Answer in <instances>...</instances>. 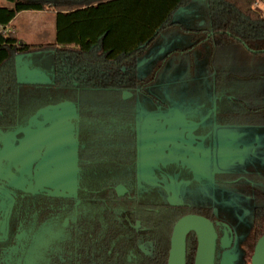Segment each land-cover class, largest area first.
Segmentation results:
<instances>
[{"label":"trees","instance_id":"1","mask_svg":"<svg viewBox=\"0 0 264 264\" xmlns=\"http://www.w3.org/2000/svg\"><path fill=\"white\" fill-rule=\"evenodd\" d=\"M6 1L0 6V133L68 103L76 111L78 165L73 196L14 208L10 239L0 243V264H22L14 254L31 251L27 244L17 249V227L27 234L42 225L54 237L35 248L37 264H166L174 222L190 212L207 216L211 209L170 204L157 187L140 182L136 106L152 110L168 101L158 85L169 77L165 91L176 98L182 77L185 98L207 111L212 102L200 77L210 74L215 125L264 126V16L252 8L253 0ZM28 10L54 14L53 41L24 42L4 30ZM175 38L181 46L149 64L152 47ZM17 56L49 81H18ZM249 179L235 184L253 195L256 206L243 256L232 264H247L264 233V174ZM224 180L216 176L217 184ZM194 249L189 233L186 264H192Z\"/></svg>","mask_w":264,"mask_h":264},{"label":"flooded vegetation","instance_id":"2","mask_svg":"<svg viewBox=\"0 0 264 264\" xmlns=\"http://www.w3.org/2000/svg\"><path fill=\"white\" fill-rule=\"evenodd\" d=\"M206 75H209L212 81V95L208 96L206 91L212 102V107L209 110L203 109L193 99L185 98L184 92L186 89L181 91V88L182 83L186 84L187 88V83L182 77H178L181 85L176 91L178 94L176 98L167 92L168 101H162L152 110L144 109L148 115L153 116L150 123H142V117L138 118V111L136 110L138 146L136 174L141 183L157 187L160 195L170 204L211 209L207 216L194 212L187 214L201 215L212 222L217 235L214 264L215 262L221 264V254L225 251H231L235 235L233 229L225 220L215 219L216 213L212 206L197 202L196 204L189 203L183 198L180 199L182 187L190 190L191 193H196L206 181L207 173L202 174V176L200 171L194 168L196 163L194 156L195 154L199 155L202 151L204 152L212 167L211 179L215 186L223 189V191L231 192L235 196L245 197L249 200V225L244 234L238 239L240 252L235 255L232 262L243 256L244 240L252 223L256 206L253 195L239 190L235 187V184L240 179L250 182L249 175L264 174V171L236 172L230 168L224 169V163H230L237 154L239 147L237 145L238 135L230 128L215 130L217 127L226 126H217L213 121L215 98L213 78L210 74ZM171 80V77H169L167 83ZM180 100L190 103L191 109L180 110L173 107V104ZM69 110L65 111V109L58 108L54 111L48 110L46 113L41 111L36 116L34 123L21 128L13 137H4L5 142L2 141L0 135V243L10 239V219L14 208L18 205L31 200L41 201L44 198L70 197L75 194L78 165L75 138L76 111L74 107H69ZM173 110L179 112L185 120L186 127L174 126L168 123L172 119L173 114L171 112ZM164 118H167V123H164ZM64 130L66 133L63 134ZM65 136L71 138L72 143L69 139L68 142L64 141ZM218 166H221L222 169ZM42 168H45V173H41ZM48 174L57 177L58 182H55V185H52V183L47 184V181L41 178L42 176L46 178ZM217 175L226 176L224 181L227 183L217 184ZM229 201L230 204H233V200L229 199ZM225 232L230 244L227 248H222L220 240ZM189 233H192L195 238L196 249L195 234L190 231L186 236ZM52 235L54 234L49 231V225H42L32 232L29 230L27 234L24 228L17 227L13 233L17 249L27 244V249L31 251L25 252L22 256L14 254V259L21 258L22 264H37L40 257L38 254L34 255L37 253V246L54 237ZM142 249L146 252L148 244H144ZM251 254L252 252L248 257L247 264H249ZM2 257L10 258L11 255H3Z\"/></svg>","mask_w":264,"mask_h":264},{"label":"rangeland","instance_id":"3","mask_svg":"<svg viewBox=\"0 0 264 264\" xmlns=\"http://www.w3.org/2000/svg\"><path fill=\"white\" fill-rule=\"evenodd\" d=\"M9 3L6 0H0V6H6ZM14 29L16 36L24 42H43L53 41L55 36V16L51 12L47 11H23L18 14L14 19ZM181 39L175 38L170 42L156 43L151 49V60L149 62L159 59L163 55H167V52L176 47L181 46ZM17 60V59H16ZM148 66V65H147ZM146 66L140 68V72L144 73ZM182 73V72H181ZM179 76V71L174 76ZM176 76V77H177ZM203 81L204 87L208 93V96L212 95V81L209 75H203L200 78ZM169 81V80H168ZM167 81L158 85L162 89L163 93L167 97L165 88ZM186 89V84L182 83L181 91ZM173 107L180 110H189L190 103L180 100L173 104ZM62 109L69 110V107L63 105ZM191 109V108H190ZM138 111V118L142 117L144 124H148L152 120V115H148L145 110L140 106H136ZM67 111V112H68ZM173 116L168 123L174 126L186 127L184 119L178 111L171 112ZM166 117V116H165ZM165 119V118H164ZM167 123V118L164 120ZM230 128L238 135L237 154H235L234 160L230 163H224V169L230 168L236 172H262L264 171V127L256 126H242V127H217L215 130ZM66 133L65 130L63 134ZM68 137H64V141L68 142ZM72 143L71 138L69 139ZM241 146V147H240ZM71 149V148H70ZM196 163L194 168L200 171V174H206V181L201 188L195 193H191L190 190L181 188L180 199H184L189 203H203L205 205L212 206L215 210V219L225 220L234 231V241L231 247V251L223 252L221 254V264H231L235 255L239 254L240 248L238 245V239L244 234L249 225V200L245 197H239L233 195L231 192L223 191V189L215 186L211 179L212 167L209 164L208 159L205 157L204 152H200L199 155L195 154ZM221 168V166H218ZM41 173H45V168L41 169ZM46 176V174H45ZM203 176V175H202ZM47 181V184L58 182L57 177H53L48 174L46 178L41 177ZM233 200V204L229 201Z\"/></svg>","mask_w":264,"mask_h":264},{"label":"water","instance_id":"4","mask_svg":"<svg viewBox=\"0 0 264 264\" xmlns=\"http://www.w3.org/2000/svg\"><path fill=\"white\" fill-rule=\"evenodd\" d=\"M16 59L15 65L18 81L30 83H43L49 81L50 78L46 73L35 68H30L28 64L22 61L21 56H17ZM63 105L73 108V106L68 103H62L55 107L45 108L39 112L44 111V113H46L48 110L54 111L61 108ZM39 112L30 119L29 124L36 121V116ZM18 131H20V129L9 133H0L2 141L5 142V139L3 140L4 137H13ZM190 231H192L196 237L193 264H214L217 238L215 229L209 219L197 214H186L174 223L170 236L167 264H186L185 237ZM220 242L222 248H227L229 246L230 240H227L226 232ZM249 264H264V233L257 239L254 245Z\"/></svg>","mask_w":264,"mask_h":264},{"label":"built area","instance_id":"5","mask_svg":"<svg viewBox=\"0 0 264 264\" xmlns=\"http://www.w3.org/2000/svg\"><path fill=\"white\" fill-rule=\"evenodd\" d=\"M252 8L264 16V0H253Z\"/></svg>","mask_w":264,"mask_h":264},{"label":"crops","instance_id":"6","mask_svg":"<svg viewBox=\"0 0 264 264\" xmlns=\"http://www.w3.org/2000/svg\"><path fill=\"white\" fill-rule=\"evenodd\" d=\"M19 14V13H18ZM18 14L11 20V22L7 25V26H5V28H4V30L5 31H14L15 32V29H14V23H13V21H14V19L18 16ZM2 27L0 26V29H1ZM16 33V32H15ZM20 39V38H19ZM144 66V65H143ZM142 67V66H141ZM140 67V68H141ZM140 68H139V71H140Z\"/></svg>","mask_w":264,"mask_h":264}]
</instances>
